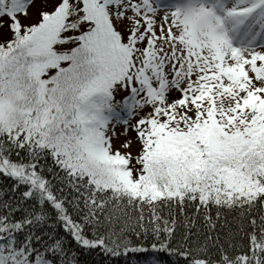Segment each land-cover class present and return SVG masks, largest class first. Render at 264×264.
<instances>
[{
    "label": "snow or ice",
    "instance_id": "1",
    "mask_svg": "<svg viewBox=\"0 0 264 264\" xmlns=\"http://www.w3.org/2000/svg\"><path fill=\"white\" fill-rule=\"evenodd\" d=\"M29 3L0 0V264H264V0Z\"/></svg>",
    "mask_w": 264,
    "mask_h": 264
},
{
    "label": "trees",
    "instance_id": "2",
    "mask_svg": "<svg viewBox=\"0 0 264 264\" xmlns=\"http://www.w3.org/2000/svg\"><path fill=\"white\" fill-rule=\"evenodd\" d=\"M212 215H215V212H212ZM202 222L200 221V218L198 217V223ZM133 241H135L137 238L135 235H132L131 237ZM166 254L163 252L156 253L153 250H151L150 247H148L147 251H140V252H129L127 253V256L125 257L124 255H121L120 258L114 259L113 264H150V262L154 259L158 260H165ZM82 260H88L90 261V264H96V257L95 256H82ZM101 260L103 259L102 257L100 258Z\"/></svg>",
    "mask_w": 264,
    "mask_h": 264
},
{
    "label": "rangeland",
    "instance_id": "3",
    "mask_svg": "<svg viewBox=\"0 0 264 264\" xmlns=\"http://www.w3.org/2000/svg\"><path fill=\"white\" fill-rule=\"evenodd\" d=\"M41 7L40 0H30L29 7L27 9L28 12V19L29 20H35L36 19V11L37 9ZM20 15V14H18ZM22 22L24 21V17L21 16ZM123 130V125L122 124H117L116 125V132L120 133ZM130 136L134 135L133 133H129ZM120 139H124L121 137ZM119 146V140L114 139L113 141V147H118ZM121 151H124V149H121Z\"/></svg>",
    "mask_w": 264,
    "mask_h": 264
}]
</instances>
